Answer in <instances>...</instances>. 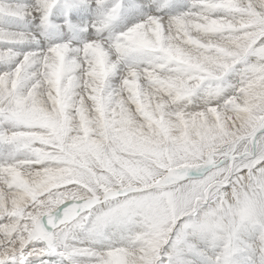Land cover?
I'll return each instance as SVG.
<instances>
[{
  "label": "snow or ice",
  "instance_id": "6c2138e0",
  "mask_svg": "<svg viewBox=\"0 0 264 264\" xmlns=\"http://www.w3.org/2000/svg\"><path fill=\"white\" fill-rule=\"evenodd\" d=\"M0 264H264V0H0Z\"/></svg>",
  "mask_w": 264,
  "mask_h": 264
}]
</instances>
